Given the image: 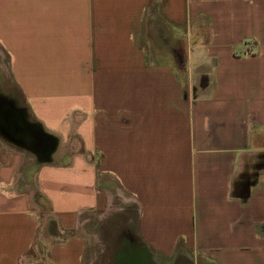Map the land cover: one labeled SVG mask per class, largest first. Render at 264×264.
I'll use <instances>...</instances> for the list:
<instances>
[{
    "label": "crops",
    "instance_id": "obj_1",
    "mask_svg": "<svg viewBox=\"0 0 264 264\" xmlns=\"http://www.w3.org/2000/svg\"><path fill=\"white\" fill-rule=\"evenodd\" d=\"M0 54V264H264V0H0Z\"/></svg>",
    "mask_w": 264,
    "mask_h": 264
},
{
    "label": "water",
    "instance_id": "obj_2",
    "mask_svg": "<svg viewBox=\"0 0 264 264\" xmlns=\"http://www.w3.org/2000/svg\"><path fill=\"white\" fill-rule=\"evenodd\" d=\"M0 103L4 104V116L2 115V113H0V117H2V119H4V123H6L5 128L2 125H0L3 131L4 130L7 131V125L9 124L11 125L12 129L16 131L17 135L20 134L21 132L20 129H23L22 127H24L25 129L28 128V123L25 121L26 113L23 109H21L20 111L17 109L15 101L9 99L8 97L0 93ZM21 114H24V120L23 118H21ZM0 133H2L1 130H0ZM3 135H4V132H3ZM26 135L27 137L26 139H24L25 144L26 143L28 144L26 148H30L32 151H34V153L37 156H40V154H42L41 156H43V159H44L43 161L50 160L51 154L54 153L58 147L57 140L54 137L47 135L45 133H43L44 138H41L39 136H34L32 138L30 137V135L32 134L29 132L26 133ZM45 136L49 137L51 141L53 142L51 143V146L48 148H46V145H45L46 144L44 140Z\"/></svg>",
    "mask_w": 264,
    "mask_h": 264
},
{
    "label": "rangeland",
    "instance_id": "obj_3",
    "mask_svg": "<svg viewBox=\"0 0 264 264\" xmlns=\"http://www.w3.org/2000/svg\"><path fill=\"white\" fill-rule=\"evenodd\" d=\"M165 32H167V35L171 34V32L169 31V28H168V31H165ZM3 62H4V57L0 54V92L6 91L7 88L10 89V86L6 85L8 82L6 80V76H5L6 71L4 70Z\"/></svg>",
    "mask_w": 264,
    "mask_h": 264
},
{
    "label": "flooded vegetation",
    "instance_id": "obj_4",
    "mask_svg": "<svg viewBox=\"0 0 264 264\" xmlns=\"http://www.w3.org/2000/svg\"><path fill=\"white\" fill-rule=\"evenodd\" d=\"M0 113L4 116V104L2 103H0ZM0 125L4 127V119H2V117H0Z\"/></svg>",
    "mask_w": 264,
    "mask_h": 264
},
{
    "label": "bare ground",
    "instance_id": "obj_5",
    "mask_svg": "<svg viewBox=\"0 0 264 264\" xmlns=\"http://www.w3.org/2000/svg\"><path fill=\"white\" fill-rule=\"evenodd\" d=\"M0 130H1L2 134H3L4 131L2 130V127H1V126H0ZM51 142H52V141H51Z\"/></svg>",
    "mask_w": 264,
    "mask_h": 264
},
{
    "label": "built area",
    "instance_id": "obj_6",
    "mask_svg": "<svg viewBox=\"0 0 264 264\" xmlns=\"http://www.w3.org/2000/svg\"><path fill=\"white\" fill-rule=\"evenodd\" d=\"M252 48H249L248 50H249V52H251L252 50H251Z\"/></svg>",
    "mask_w": 264,
    "mask_h": 264
}]
</instances>
